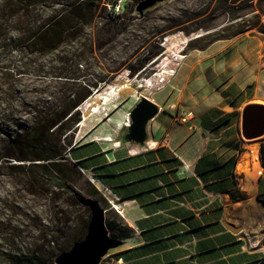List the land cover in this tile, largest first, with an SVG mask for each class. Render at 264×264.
<instances>
[{
  "label": "crops",
  "instance_id": "1",
  "mask_svg": "<svg viewBox=\"0 0 264 264\" xmlns=\"http://www.w3.org/2000/svg\"><path fill=\"white\" fill-rule=\"evenodd\" d=\"M241 39L250 43L242 53L254 67L243 66L234 76L228 71L210 86L193 79L196 63L190 66L179 81L176 101L160 106L153 100L163 112L150 123L147 147L121 145L126 116H110L92 125L67 155L93 179L98 194L117 205L130 228L121 239L118 252L128 254L117 258L121 264H259L256 251L245 247L244 230L234 234L223 225L236 226L228 215L243 208L245 200L264 203V136L258 141L256 169L240 135L241 108L264 104V45L259 35L247 33L221 41ZM169 103L192 112L187 122L167 110ZM245 153L248 175L238 167H246Z\"/></svg>",
  "mask_w": 264,
  "mask_h": 264
},
{
  "label": "rangeland",
  "instance_id": "2",
  "mask_svg": "<svg viewBox=\"0 0 264 264\" xmlns=\"http://www.w3.org/2000/svg\"><path fill=\"white\" fill-rule=\"evenodd\" d=\"M140 1L124 0L123 12L117 20H111L117 27L108 30L110 14L105 5L114 0H102L91 27H87V33L99 30L93 46L95 60L92 57L90 63L79 66V73L92 81L97 77L104 80L97 83L92 96L80 105V121L71 137L73 144L81 141L92 125L110 116L119 119L126 116L139 96L154 100L160 106L176 101L179 84L183 83L179 81H184L195 63L191 76L210 86L228 77V71L233 75L243 66L254 67L243 57L242 51L250 47L247 40L221 41L238 30L259 35L264 45V0H161L138 11ZM0 52H3L0 55L3 65L15 58L12 51ZM45 61L47 66L60 65L54 55L43 59L42 63ZM228 65L230 69L225 70ZM141 84L153 87H140ZM175 84L177 88H173ZM19 117L21 122L29 119L26 115ZM258 141L244 140L252 152L254 146L258 151ZM244 155L243 164L250 169L249 155ZM7 173L5 168L0 170V251L15 249L25 254L34 253L42 257V262L54 263L55 257L63 252H58L59 248H67V251L76 238L85 236L89 210L75 201L67 189L52 186L41 195L29 193L23 190L20 175ZM80 173L75 189L86 197L96 198L106 210L105 217L109 215L122 221L121 215L103 196L96 194L94 198L86 194L94 183L85 173ZM9 191L15 194L19 204L13 222L18 230L13 237H9L11 231L5 227L6 216L1 212ZM237 194L240 196L239 192ZM228 217L244 230L246 249L256 251L259 260H263L264 203L247 199L243 208L230 212ZM120 248L121 245L110 249L99 264H121L115 256Z\"/></svg>",
  "mask_w": 264,
  "mask_h": 264
},
{
  "label": "trees",
  "instance_id": "3",
  "mask_svg": "<svg viewBox=\"0 0 264 264\" xmlns=\"http://www.w3.org/2000/svg\"><path fill=\"white\" fill-rule=\"evenodd\" d=\"M101 3L102 0H0V51H12L15 57L5 65L0 63V170L5 168L9 176L20 175L26 192L41 195L54 186L67 189L75 201L81 194L74 187L81 179L80 170L67 155L76 144L71 137L80 121V105L104 80L97 77L92 81L79 73V66L90 63L93 57L99 30H86ZM109 16L108 30L117 27L111 20L119 18ZM241 32L240 29L233 36ZM50 55L56 56L59 66L42 63ZM19 115L29 119L21 122ZM86 194L95 198L98 191L91 186ZM231 198L236 196L232 194ZM17 202L9 191L1 209L6 216L5 227L11 231H7L9 237L18 230L13 223L19 210ZM105 226L114 238L130 234L125 223L109 215ZM66 249L59 248L58 252ZM126 255L122 251L115 256ZM42 260L34 253L0 251V264H46ZM256 262L264 264V259Z\"/></svg>",
  "mask_w": 264,
  "mask_h": 264
},
{
  "label": "water",
  "instance_id": "4",
  "mask_svg": "<svg viewBox=\"0 0 264 264\" xmlns=\"http://www.w3.org/2000/svg\"><path fill=\"white\" fill-rule=\"evenodd\" d=\"M161 0H141L137 10ZM160 107L145 96H139L126 114L124 128L120 132L119 143L144 148L152 141L150 123L158 115ZM240 135L244 140H259L264 136V104L248 103L240 110ZM78 202L89 210L90 218L85 236L73 243L72 247L59 253L54 264H99L102 257L122 240L109 235L105 226V212L96 199L77 194ZM231 233L241 232L240 226L224 222Z\"/></svg>",
  "mask_w": 264,
  "mask_h": 264
},
{
  "label": "built area",
  "instance_id": "5",
  "mask_svg": "<svg viewBox=\"0 0 264 264\" xmlns=\"http://www.w3.org/2000/svg\"><path fill=\"white\" fill-rule=\"evenodd\" d=\"M124 4V0H115L112 3H107L105 6L110 15H120L124 10ZM167 110L174 111L181 122H187V120L192 115V112L190 111L179 110L178 107L173 103H169L167 105ZM89 180L93 183L92 178ZM111 206L121 215V210L117 208V205L111 204Z\"/></svg>",
  "mask_w": 264,
  "mask_h": 264
},
{
  "label": "bare ground",
  "instance_id": "6",
  "mask_svg": "<svg viewBox=\"0 0 264 264\" xmlns=\"http://www.w3.org/2000/svg\"><path fill=\"white\" fill-rule=\"evenodd\" d=\"M175 39V38H174ZM175 44V43H174ZM175 45H177V44H175ZM182 54H180L179 56L182 58V56H181ZM159 73V72H158ZM163 74H166V71H164V73ZM161 78V77H160ZM166 78H167V76H166ZM151 80L152 79H150V82H151ZM166 80V79H165ZM154 81V80H153ZM164 81V80H163ZM149 82V83H150ZM158 82V81H157ZM140 87H144V88H149V87H151V85H148V84H141L140 85ZM153 87V86H152ZM151 87V88H152ZM247 141H249V140H247ZM253 150H254V152H253V155L255 156V158H254V167L256 168V169H259L260 168V166H259V163L257 162V157H256V147L254 146V148H253ZM239 169L240 170H242V171H245V172H248V168H247V166L245 167V166H243L241 163L239 164ZM249 173H251V172H249Z\"/></svg>",
  "mask_w": 264,
  "mask_h": 264
}]
</instances>
